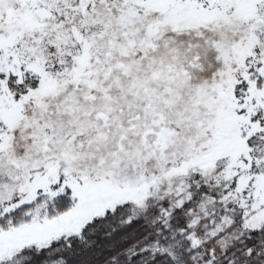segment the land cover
Segmentation results:
<instances>
[{
  "label": "snow or ice",
  "instance_id": "snow-or-ice-1",
  "mask_svg": "<svg viewBox=\"0 0 264 264\" xmlns=\"http://www.w3.org/2000/svg\"><path fill=\"white\" fill-rule=\"evenodd\" d=\"M0 264H264V0H0Z\"/></svg>",
  "mask_w": 264,
  "mask_h": 264
}]
</instances>
